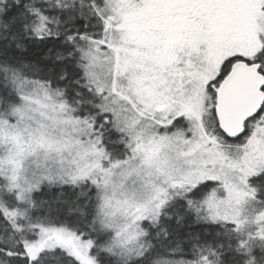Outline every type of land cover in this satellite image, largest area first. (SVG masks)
Masks as SVG:
<instances>
[{
  "label": "snow or ice",
  "instance_id": "6c2138e0",
  "mask_svg": "<svg viewBox=\"0 0 264 264\" xmlns=\"http://www.w3.org/2000/svg\"><path fill=\"white\" fill-rule=\"evenodd\" d=\"M0 264H264V0H0Z\"/></svg>",
  "mask_w": 264,
  "mask_h": 264
}]
</instances>
